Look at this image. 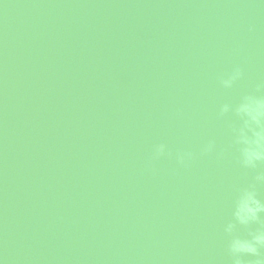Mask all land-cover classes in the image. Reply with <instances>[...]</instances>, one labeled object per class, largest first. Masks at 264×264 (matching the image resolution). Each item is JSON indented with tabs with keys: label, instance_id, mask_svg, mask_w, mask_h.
Instances as JSON below:
<instances>
[{
	"label": "water",
	"instance_id": "95a60500",
	"mask_svg": "<svg viewBox=\"0 0 264 264\" xmlns=\"http://www.w3.org/2000/svg\"><path fill=\"white\" fill-rule=\"evenodd\" d=\"M260 83L264 0H0V264H233Z\"/></svg>",
	"mask_w": 264,
	"mask_h": 264
},
{
	"label": "clouds",
	"instance_id": "9594fccd",
	"mask_svg": "<svg viewBox=\"0 0 264 264\" xmlns=\"http://www.w3.org/2000/svg\"><path fill=\"white\" fill-rule=\"evenodd\" d=\"M243 75L239 67L221 77L223 88L231 89ZM264 83L257 85L256 92L242 95L233 103L227 101L219 108L218 115L223 117L232 114L238 123L232 128L233 143L239 152L241 165L246 169L258 170L264 164ZM215 142L210 141L202 148L203 153L213 151ZM168 152L164 143L154 148V157L158 158ZM191 152H178L177 160L183 164L191 159ZM264 184V171H257L252 183L238 189L233 216L234 221L224 229L230 237L228 249L233 258V264H264V198H261L258 185ZM237 225L249 228L246 236L237 233ZM256 227H252V226ZM256 257L254 261L246 262L243 257Z\"/></svg>",
	"mask_w": 264,
	"mask_h": 264
}]
</instances>
